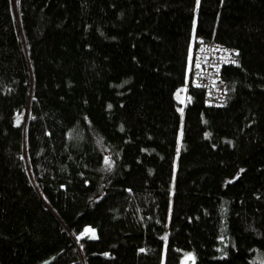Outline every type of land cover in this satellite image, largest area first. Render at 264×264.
Returning <instances> with one entry per match:
<instances>
[{"label":"trees","instance_id":"16d2710c","mask_svg":"<svg viewBox=\"0 0 264 264\" xmlns=\"http://www.w3.org/2000/svg\"><path fill=\"white\" fill-rule=\"evenodd\" d=\"M211 42L221 103L188 73ZM183 251L264 264V0H0V264Z\"/></svg>","mask_w":264,"mask_h":264},{"label":"built area","instance_id":"2783aa9c","mask_svg":"<svg viewBox=\"0 0 264 264\" xmlns=\"http://www.w3.org/2000/svg\"><path fill=\"white\" fill-rule=\"evenodd\" d=\"M234 62L233 51L216 42L203 43L192 51L188 64L191 82L204 87L210 97L221 103L226 85L221 81V64Z\"/></svg>","mask_w":264,"mask_h":264},{"label":"rangeland","instance_id":"374dc122","mask_svg":"<svg viewBox=\"0 0 264 264\" xmlns=\"http://www.w3.org/2000/svg\"><path fill=\"white\" fill-rule=\"evenodd\" d=\"M188 84V78L185 79V82L181 84L175 92V99L176 102L178 103L177 109L180 114L184 112L186 103L188 101L187 93H186V88ZM80 237L82 236H88L89 238H96L97 234L94 228H92L89 225H86L83 230L81 231ZM195 259L194 255L190 251H183L178 264H194Z\"/></svg>","mask_w":264,"mask_h":264},{"label":"water","instance_id":"95a60500","mask_svg":"<svg viewBox=\"0 0 264 264\" xmlns=\"http://www.w3.org/2000/svg\"><path fill=\"white\" fill-rule=\"evenodd\" d=\"M43 264H45V263H43Z\"/></svg>","mask_w":264,"mask_h":264}]
</instances>
